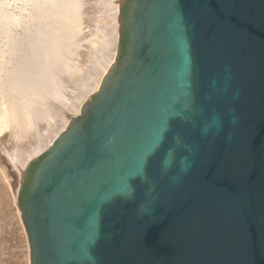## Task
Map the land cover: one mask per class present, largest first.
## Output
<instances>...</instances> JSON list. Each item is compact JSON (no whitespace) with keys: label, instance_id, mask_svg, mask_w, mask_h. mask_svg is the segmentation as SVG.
Segmentation results:
<instances>
[{"label":"water","instance_id":"obj_1","mask_svg":"<svg viewBox=\"0 0 264 264\" xmlns=\"http://www.w3.org/2000/svg\"><path fill=\"white\" fill-rule=\"evenodd\" d=\"M117 2L114 62L20 175L28 264H264V0Z\"/></svg>","mask_w":264,"mask_h":264},{"label":"bare ground","instance_id":"obj_2","mask_svg":"<svg viewBox=\"0 0 264 264\" xmlns=\"http://www.w3.org/2000/svg\"><path fill=\"white\" fill-rule=\"evenodd\" d=\"M16 1H19V2L21 1V3L25 2V4H27L28 7L27 8L23 7L22 9H19L20 12L16 14L14 10L10 8L13 4L16 3ZM81 6L82 5H80L78 0H0V21L2 22L3 21L6 22L7 20L10 21V24H8L7 22H6L7 24L5 23L4 27L6 28L5 30H2V34L6 35L8 39L14 38V39L22 41L28 38L29 42H31L30 43L31 48L29 49L30 52H27L26 54H24L25 57L21 54L23 56L24 62L29 63L28 70L25 69L22 72L18 71L20 73H17V74L14 73L17 70L16 71L13 70L12 71V73H14L13 75L12 74L10 75L9 73L11 71L10 72L8 71V74L10 76L9 75L8 77L5 76L7 79L3 78L4 80L3 79L0 80V144L1 142H4V144L7 142L9 143L11 147H14V149L16 148L15 154H12V152L8 153L9 155L7 157V160L12 165V167L15 169V174H16L15 180L17 184L19 183L20 175L22 171L24 170L25 166L27 165L28 161H30L36 155L44 152L52 145L53 141L57 138V136L62 131H64V129L66 128L68 123L71 121V119L78 114L82 105L88 98L87 96L98 90V87L103 77L105 76L106 71H108L109 67L114 61L116 49H117V37H118V27H119V24L117 21L118 2L116 3L115 0H110V7L108 10L109 12H107L109 13L107 17L109 19L108 21L106 20L108 23V25H106L107 31L104 30L105 25L103 23L105 21L104 20L101 21V18L100 20H98V18L96 19L97 22L99 21L100 24H103L102 26L103 30L101 32L105 31L107 33L106 35H104L105 37H103L104 39H102V41L99 40L101 41V44H100V50L98 54H96V57L94 60L95 68L94 70H92V72L91 70L88 72L86 71L87 73L84 72L86 74L85 82L82 84L79 83L80 85L76 86V87H79V90L76 91V88H75V91H74L76 99L74 101L72 100L73 99L71 97L73 93L72 91H69L70 94L69 93L67 94L66 92H65L66 94H64L63 92V94L66 96H62L61 94H59L60 92L58 91H53V90L51 91L49 89L50 87L48 88V85L45 84L46 80H48V77L51 74L53 76L56 73L58 74L59 72V74L61 75L62 73L64 75L65 74L71 75L72 68L70 69V67L65 66L66 68L63 69L59 65L55 66V63H58V61L61 58L65 60V57H67V55L69 54L71 55V52L72 53L75 52V48H73L74 50L72 51L71 47H73V45H70V44L74 43V41L79 37V35L77 34V31H78L77 28L83 22L82 17L84 16V14H86V13H83ZM14 8L15 7H13V9ZM99 11L100 9L98 10V12ZM98 12L97 13L95 12L94 15L99 14ZM91 16H92V13H91ZM96 17H99V15L95 16V18ZM92 25L94 26L93 22L90 25V27ZM94 29H96V27H94ZM94 33H97L96 30ZM94 33L90 35V37L92 36L91 38L90 37L86 38L85 36L84 37L82 36L83 38H85L84 41L86 42L87 46L94 45L93 36H97V34L95 35ZM75 35H78V37ZM99 35H102V34H99ZM86 36L88 37V35ZM75 37L77 38L75 39ZM20 42L18 43L19 45H20ZM87 42H90V43L92 42L93 45ZM95 44H96V39H95ZM19 45H18V49H19ZM26 45H27V42L25 46ZM54 45H56L57 50L56 49L53 50ZM69 45H70V48L67 47ZM97 46L99 48V45ZM14 47H16V45ZM76 47L79 49L78 46ZM23 48L24 47L22 45V49ZM95 48L97 47L95 46L94 49ZM70 49H71V52H70ZM56 51L58 53H56ZM89 51L90 50H88V52ZM94 51L95 50H93L92 52ZM15 53L18 54V52H15ZM87 56L88 55H86V57ZM88 60H86V62ZM66 61L68 60L66 59ZM24 65L20 66V68L22 67L23 69ZM59 67L60 69L62 68L63 71L64 70L65 71L60 72ZM82 71H83V68H82ZM61 77H58L57 80L61 79ZM15 87H17L18 90ZM25 87L30 88L31 91H21V90L26 89ZM14 89H16L17 91H14ZM62 99H64V101H67V104H65L67 106H64V108L67 107L66 108L67 111L63 115H60V116L54 115V113L56 114V110L58 112L59 107L57 106V104L58 102L59 103L61 102L62 104L63 102ZM51 111L54 113L51 114L50 113ZM60 111H63V110H60ZM22 145L23 147L19 148V146H22ZM16 192H17V188L13 192L14 194L11 197L13 200H15ZM5 202L7 203L6 200L4 201V203Z\"/></svg>","mask_w":264,"mask_h":264},{"label":"rangeland","instance_id":"obj_3","mask_svg":"<svg viewBox=\"0 0 264 264\" xmlns=\"http://www.w3.org/2000/svg\"><path fill=\"white\" fill-rule=\"evenodd\" d=\"M116 1V3H117V0H115ZM19 1H16V3L15 4H13L12 6L13 7H15L14 9H13V7L11 6L10 8H12V10H14V12L17 14V13H19L20 11H19V9H22L23 7H25V8H27L28 7V5L27 4H25V2H22L21 3V1L18 3ZM78 2L80 3V5H82L81 6V8H82V11H83V13H86V14H84V16L82 17V20H83V22L79 25V27L77 28V34L79 35V37H78V35H75V36H77V37H75V41H74V43H72V44H70V45H73V47H71V49H72V51L74 50L73 48H75V52H71V49H70V52H71V55L69 54V55H67V57H65V60L64 59H60L59 61L58 60H56V61H58V63H55V66H61L63 69H65L66 67H70V69H71V75H66V77H65V75L62 73V75L61 74H59V72H58V74L60 75H58L57 73L55 74V75H53V76H55V77H57V78H55V77H53L52 76V74L48 77V80H46V83L45 84H47L48 85V88L52 91H58V92H60L59 94H61L62 96H66V95H64V94H68L69 93V91H72L73 93H72V100L74 101L75 99H76V96H75V93H74V91H75V88H76V91H78L79 90V87H76L77 85L79 86L80 84H82V83H84L85 82V73L84 72H88V71H90L91 70V72H92V70H94V68H95V64H94V60H95V57H96V54H98V52H99V50H100V44H101V41H102V39H104L103 37H105L104 35H106V33L107 32H105V34H104V32H101L102 30H103V28H102V26H103V24L105 25L104 26V30H106L107 29V26L106 25H108V23H107V21H108V19L109 18H107L108 17V14L109 13H107V12H109L108 10H109V7H110V0H78ZM97 2H98V4H97ZM100 2V3H99ZM85 4V5H84ZM15 5V6H14ZM91 7H90V6ZM94 6H96V7H94ZM100 6V7H99ZM85 7V8H84ZM86 7H88V8H86ZM90 7V8H89ZM80 8V9H81ZM84 9V10H83ZM87 9V10H86ZM93 9V10H92ZM97 9V10H96ZM100 9V11L98 12V10ZM105 11V12H104ZM92 13V16H91V13ZM95 12L97 13H99V14H97V15H99V17H96L95 18V16H97V15H94L95 14ZM88 13V14H87ZM101 13V14H100ZM104 13V14H103ZM118 13H119V10H118ZM107 14V15H106ZM101 15V16H100ZM90 16V17H89ZM104 18H103V17ZM93 17V18H92ZM106 17V18H105ZM94 18H95V20H94ZM98 18V20H100V18H101V21L102 20H104L105 22L103 23V24H100V22L98 21L97 22V19ZM103 18V19H102ZM91 19H92V21H91ZM88 20H90V21H88ZM107 20V21H106ZM86 21V22H85ZM4 22V23H3ZM0 21V80L1 79H3V78H6V77H8V75L10 74H17V73H20V72H22L23 70H28V67H29V63L28 62H24V59H23V56H24V54H26L27 52H30V48H31V45H30V43L31 42H29V40H28V38L26 39V40H17V39H14V38H10V39H8L7 38V36L6 35H3L2 34V30H5V28L6 27H4L5 26V23L7 22L8 24H10V21L9 20H7L6 22L5 21ZM92 22H93V24H94V26L92 27H90V25L92 24ZM6 23V24H7ZM85 23V24H84ZM89 23V24H88ZM95 23H96V25H95ZM102 23V22H101ZM2 24H4V25H2ZM1 25H2V27H1ZM99 26V27H98ZM94 27H96V29H94ZM83 28V29H82ZM100 30H99V29ZM82 29V30H81ZM88 29V30H87ZM95 30H96V32L97 33H94L95 32ZM107 31V30H106ZM79 32H81V33H79ZM97 34V36H99V37H97V36H93L94 38V41H93V43H94V45H93V43L91 42H87V43H89V44H91V45H93L94 47L96 46L97 48H95L94 49V47L93 46H90L89 44V46H87V44H86V42L84 41V39L85 38H83L84 36L86 37V38H89L90 37V35L91 34ZM99 34H102V35H99ZM86 35H88V37L86 36ZM4 36V37H3ZM82 38H81V37ZM100 36H102V37H100ZM92 37V36H91ZM90 37V38H91ZM96 37V38H95ZM4 38V39H3ZM8 40H7V39ZM97 38H98V40H97ZM4 41H3V40ZM80 39V40H79ZM95 39H96V44H95ZM6 40V41H5ZM10 40V41H9ZM83 40V41H82ZM99 40H101V41H99ZM9 41V42H8ZM21 41V42H20ZM99 41V42H98ZM6 42H8V43H6ZM20 42V45L18 44ZM26 42H27V45L25 46V44H26ZM85 42V43H84ZM12 43V44H11ZM14 43V44H13ZM5 45V46H4ZM7 45V46H6ZM10 45V46H9ZM16 45V47H14ZM18 45H19V49H18ZM22 45H23V49H22ZM70 45L69 46H67V47H69L70 48ZM74 45H75V47H74ZM97 45H99V48H98V46ZM9 46V47H8ZM76 46H78L79 47V49L76 47ZM13 47V48H12ZM88 47H89V49H88ZM6 48V49H5ZM8 48V49H7ZM2 49V50H1ZM27 49H28V51H27ZM57 50V47H56V45H54L53 46V50ZM82 49V50H81ZM85 49V50H84ZM23 50V51H22ZM76 50H77V52H76ZM88 50H90L89 52H88ZM93 50H95L94 52H92ZM24 52V53H22V52ZM26 51V52H25ZM2 52V53H1ZM14 52V53H13ZM15 52H18V54L17 53H15ZM87 52V53H86ZM5 53V54H4ZM56 53H58L57 51H56ZM74 53H75V55H74ZM89 53V54H88ZM90 53H91V55H90ZM93 53V54H92ZM23 56H22V55ZM16 55V56H15ZM19 55H20V57H19ZM74 55V56H73ZM84 55H85V57H86V55H88L86 58L84 57ZM89 55H90V57H89ZM22 56V57H21ZM76 56V57H75ZM25 57V56H24ZM78 57V58H77ZM94 57V58H93ZM20 58H22L23 59V61H22V59H20ZM88 60L87 62H86V60ZM15 59V60H14ZM20 59V60H19ZM66 59L68 60V61H66ZM78 59V60H77ZM19 60V61H18ZM66 61V62H65ZM81 61V62H80ZM84 61V62H83ZM90 61V62H89ZM20 62V63H19ZM72 62H74L75 63V65H74V63H72ZM114 62V61H113ZM15 63H17V64H15ZM85 63V64H84ZM9 64V65H8ZM25 64V65H24ZM26 64H27V66H26ZM67 64H68V66H67ZM70 64V65H69ZM16 65H18V66H16ZM22 65H24L23 66V69H22V67L20 68V66H22ZM14 66H16V67H14ZM66 66V67H65ZM74 66H76V67H74ZM90 66V67H89ZM12 67H14V68H12ZM20 68V70H19V68ZM5 68V69H4ZM12 68V69H11ZM60 69V67H59V71L60 72H62L63 71V69ZM82 68H83V71H82ZM11 69V70H10ZM79 69V70H78ZM16 71V72H14V73H12V71ZM81 70V71H80ZM8 71L10 72L9 74H8ZM18 71H20V72H18ZM65 71V70H64ZM63 71V72H64ZM74 71H76V72H74ZM67 72V71H66ZM65 72V73H66ZM81 72V73H80ZM86 72V73H87ZM74 73V74H73ZM77 73V74H76ZM79 73H80V75H79ZM106 73H107V71H106ZM4 74V75H3ZM5 74H7V75H5ZM82 74V75H81ZM9 75V76H10ZM19 75V74H18ZM58 75V76H57ZM78 75V76H77ZM6 76V77H5ZM62 76V77H61ZM74 76V77H73ZM80 76V77H79ZM58 77H61V79H59V80H57L58 79ZM64 77V78H63ZM53 78V79H52ZM7 79V78H6ZM5 79V80H6ZM74 79V80H73ZM4 80V79H3ZM50 80V81H49ZM57 81V82H56ZM76 81V82H75ZM80 81V82H79ZM49 84H48V83ZM56 83H57V85H56ZM59 83H60V85H59ZM73 83V84H72ZM76 83V84H75ZM80 83V84H79ZM55 84V85H54ZM14 88V87H13ZM17 90H18V88L17 87H15ZM26 88V87H25ZM51 88H53V89H51ZM78 88V89H77ZM16 89H14V91H17ZM68 89V90H67ZM73 89V90H72ZM19 90H21V89H19ZM21 91H31L30 90V88H26V89H24V90H21ZM49 91V90H48ZM63 92H64V94H63ZM66 92V93H65ZM96 92V91H95ZM95 92H93V93H91L90 95H88L87 97V99H92L93 98V96H94V94H95ZM70 94V93H69ZM68 97H69V95H68ZM86 99V100H87ZM62 104H61V102L59 103L58 102V104H57V106L59 107L58 108V112H57V110H56V114L54 113V112H50L51 114L52 113H54V115H58V116H60V115H63L67 110H66V108L67 107H65L64 108V106H67V105H65V104H67V101H64V99H62ZM65 110H64V109ZM60 110H63V111H60ZM78 115H81V112L79 111L78 112V114L76 115V116H78ZM4 145V146H3ZM24 145V144H23ZM23 145L22 146H19V148H21V147H23ZM0 204H2V205H0V264H28L29 262H28V242H27V239H26V234H25V231H24V227H23V225H22V221H21V216H20V211L17 209V197H18V187H19V183L17 184V182H16V174H15V169L12 167V165L8 162V160H7V157H8V153H11L12 152V154H15V149H14V147H11L10 145H9V143H5L4 144V142H1V144H0ZM11 147V148H10ZM13 148V149H12ZM6 151V152H5ZM43 153V152H42ZM42 153H40V154H38V155H36L35 157H33L32 159H35V158H37L39 155H41ZM4 170V171H3ZM15 186H17V187H15ZM16 188H17V192H16V195H15V200H13L11 197H12V195L14 194L13 192L16 190ZM5 191V192H4ZM9 197H8V196ZM6 200L7 201V203L5 202L4 203V201ZM14 201V202H13ZM11 202H12V204H11ZM6 204V205H4V204ZM15 205V206H14Z\"/></svg>","mask_w":264,"mask_h":264},{"label":"flooded vegetation","instance_id":"obj_4","mask_svg":"<svg viewBox=\"0 0 264 264\" xmlns=\"http://www.w3.org/2000/svg\"><path fill=\"white\" fill-rule=\"evenodd\" d=\"M129 2H130V0H122V4H121V8H120V10H121L120 14L121 15H123L127 11ZM124 42H125V33H122V35H121V49L123 48ZM30 169L32 170V168H30ZM30 169H28V170H30ZM30 178H31V173H30V171H28L27 175H25V177H24V182L22 184L23 187H24V185H27Z\"/></svg>","mask_w":264,"mask_h":264},{"label":"trees","instance_id":"obj_5","mask_svg":"<svg viewBox=\"0 0 264 264\" xmlns=\"http://www.w3.org/2000/svg\"><path fill=\"white\" fill-rule=\"evenodd\" d=\"M35 164H36V163H34L31 167H34ZM29 171H30V173H32V170H31V169H30ZM25 190H26V185H24L23 190H22L21 193H20V198H19L20 203H22V196H23V194L25 193Z\"/></svg>","mask_w":264,"mask_h":264}]
</instances>
